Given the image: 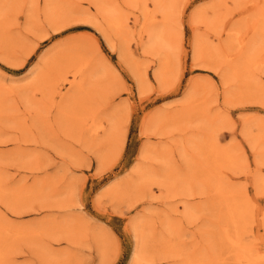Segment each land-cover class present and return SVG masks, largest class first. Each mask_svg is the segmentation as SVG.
<instances>
[{"label": "rangeland", "instance_id": "374dc122", "mask_svg": "<svg viewBox=\"0 0 264 264\" xmlns=\"http://www.w3.org/2000/svg\"><path fill=\"white\" fill-rule=\"evenodd\" d=\"M0 264H264V0H0Z\"/></svg>", "mask_w": 264, "mask_h": 264}]
</instances>
